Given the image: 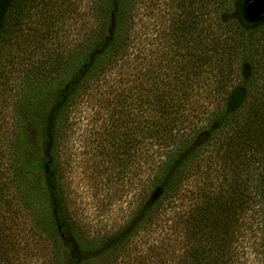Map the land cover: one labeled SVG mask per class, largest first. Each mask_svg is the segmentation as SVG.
Instances as JSON below:
<instances>
[{"label":"trees","instance_id":"obj_1","mask_svg":"<svg viewBox=\"0 0 264 264\" xmlns=\"http://www.w3.org/2000/svg\"><path fill=\"white\" fill-rule=\"evenodd\" d=\"M140 1L91 0L90 39L74 53L53 55L40 38L25 44L43 53L26 46L18 56L13 47L57 0H0V101L15 72L39 88L24 94L36 152L19 174H41L54 264H233L247 232L262 233L264 264V17L248 21L245 0H174L158 40L141 39L135 54ZM111 73L112 125L122 127L123 159L143 172L141 203L111 235L88 239L67 206L59 144L71 105ZM4 129L0 121V138ZM6 173L0 199L13 184ZM3 242L0 229L7 264Z\"/></svg>","mask_w":264,"mask_h":264},{"label":"rangeland","instance_id":"obj_2","mask_svg":"<svg viewBox=\"0 0 264 264\" xmlns=\"http://www.w3.org/2000/svg\"><path fill=\"white\" fill-rule=\"evenodd\" d=\"M90 1L57 0L49 7L50 10L47 8L39 15L38 22L27 30V36L21 37L24 44H16L13 52L19 56L27 46V50H33L32 53H43L45 50L42 48L25 44L36 43L42 38L44 45L52 47L53 55L68 50L74 53L90 39ZM173 1H140L134 23L137 39L128 51L136 54L147 39L158 40L156 34L163 32L169 13L175 12ZM144 38L146 40L141 42ZM21 69L22 65L19 71ZM118 73L107 75L106 80L104 77L96 79L93 88L71 105L59 144L58 162L67 206L77 228L88 239H103L111 235L129 220L141 203L138 193L143 172L123 159L122 127L121 124L112 125L111 96L114 90L111 82L119 80ZM15 75H11L9 87L2 96L4 100L0 101V121L5 127L4 137L0 138L3 157L0 171L7 172L13 182L5 193L6 197L0 199V229L4 233V248L10 256L6 263L54 264L58 257L61 258V253L46 229L41 210V174L30 172L24 177L19 174L21 170H29L36 152V135L29 118L23 115L30 97L24 94L39 88L28 90L29 86L22 82L20 72H15ZM51 80L53 83L57 81L55 78ZM40 89H44L43 86ZM15 95H19L18 100H14ZM164 220L165 217H160L159 222ZM261 235L259 232L242 233L235 245L237 259L233 264H262ZM139 238L138 235L134 241ZM147 241H152L151 237ZM141 243L142 240L137 245L140 250L147 245Z\"/></svg>","mask_w":264,"mask_h":264},{"label":"water","instance_id":"obj_3","mask_svg":"<svg viewBox=\"0 0 264 264\" xmlns=\"http://www.w3.org/2000/svg\"><path fill=\"white\" fill-rule=\"evenodd\" d=\"M244 17L255 22L264 17V0H245L242 6Z\"/></svg>","mask_w":264,"mask_h":264}]
</instances>
